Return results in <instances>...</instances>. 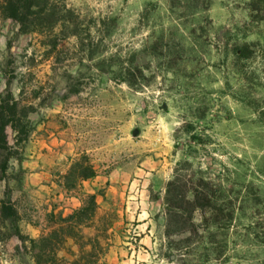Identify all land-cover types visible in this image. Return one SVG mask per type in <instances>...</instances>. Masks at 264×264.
Masks as SVG:
<instances>
[{
    "label": "rangeland",
    "instance_id": "374dc122",
    "mask_svg": "<svg viewBox=\"0 0 264 264\" xmlns=\"http://www.w3.org/2000/svg\"><path fill=\"white\" fill-rule=\"evenodd\" d=\"M51 1V34L0 24V101L33 108L7 127L0 198L39 215L22 182L47 139L64 154L54 172L86 155L104 175L152 173L156 243L130 264H264V0ZM12 221L0 264H32ZM61 255L101 264L68 242Z\"/></svg>",
    "mask_w": 264,
    "mask_h": 264
},
{
    "label": "crops",
    "instance_id": "0c3cea01",
    "mask_svg": "<svg viewBox=\"0 0 264 264\" xmlns=\"http://www.w3.org/2000/svg\"><path fill=\"white\" fill-rule=\"evenodd\" d=\"M40 143L31 152V169L22 182L25 192L31 189L35 192L38 198L29 197L36 200L40 208L38 216L24 209L20 221L26 224L27 234L33 238L41 236L53 228L60 217H68L82 207L88 194H96L95 214L79 228L81 233L89 234L93 240L97 237L98 241L82 248L77 242L78 237L69 236L68 243L77 252L82 249L96 252L95 259L101 264H130L136 258L146 257L156 243V213L147 188L152 173L141 168L121 169L108 175L98 172L96 176L83 180L82 191L73 193L58 183L59 172L53 171L63 160L61 148L47 139ZM57 200L65 203H56ZM15 206L21 212L18 202Z\"/></svg>",
    "mask_w": 264,
    "mask_h": 264
},
{
    "label": "trees",
    "instance_id": "16d2710c",
    "mask_svg": "<svg viewBox=\"0 0 264 264\" xmlns=\"http://www.w3.org/2000/svg\"><path fill=\"white\" fill-rule=\"evenodd\" d=\"M56 5L51 0H0V24L3 20L14 19L19 22L20 29L24 33L38 32L42 34L53 33L59 25L57 21L46 19L44 14L53 16L56 14ZM56 48L54 43L52 51ZM32 109H19V102L13 95H8L0 101V150H10L7 137V127L20 130L25 126L23 120L32 112ZM9 156L4 157L0 164L2 176L0 182L6 180L5 174L9 169ZM98 168L89 161L86 155L72 160L68 171L64 174L58 173V183L68 191H82L83 180L92 178L98 174ZM172 182L169 183V186ZM169 191V189H168ZM198 193L195 200L200 199ZM15 202L9 198H0V235L3 234L1 228L6 226V221L12 219L14 224L19 221L20 212L15 206ZM97 208V195L88 194L82 207L75 210L68 217H60L53 228L44 232L41 236L33 238L19 231V238L25 242V249L32 264H66L65 258L61 255L68 242V237L73 236L72 231L88 222L94 216ZM18 228V227H17ZM5 237H0V240ZM92 242H97V237ZM83 248V246L81 245ZM95 258L96 252L89 253Z\"/></svg>",
    "mask_w": 264,
    "mask_h": 264
}]
</instances>
